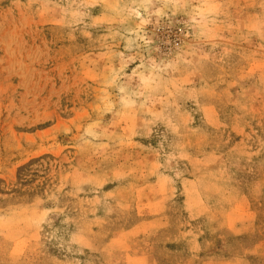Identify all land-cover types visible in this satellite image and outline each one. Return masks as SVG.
I'll return each mask as SVG.
<instances>
[{
    "label": "rangeland",
    "instance_id": "rangeland-1",
    "mask_svg": "<svg viewBox=\"0 0 264 264\" xmlns=\"http://www.w3.org/2000/svg\"><path fill=\"white\" fill-rule=\"evenodd\" d=\"M0 264H264V0H0Z\"/></svg>",
    "mask_w": 264,
    "mask_h": 264
}]
</instances>
